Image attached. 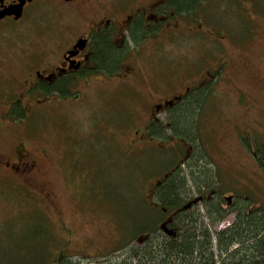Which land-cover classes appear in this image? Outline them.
Wrapping results in <instances>:
<instances>
[{"label":"rangeland","instance_id":"1","mask_svg":"<svg viewBox=\"0 0 264 264\" xmlns=\"http://www.w3.org/2000/svg\"><path fill=\"white\" fill-rule=\"evenodd\" d=\"M30 10L21 21H0V46L12 43L17 49V84L31 70L28 62L32 54L51 52L61 22L59 14L46 5L35 4ZM236 11L233 9L235 18ZM231 20L230 13L214 15L215 25L232 26L239 32L240 23ZM201 45L198 40L193 46L199 72L205 64ZM182 47L168 45L167 58L172 59V49ZM256 48L263 55L260 67L216 74L210 109L219 118L195 120L198 130L193 138L198 139L196 150L206 171L237 192L241 206L248 209L257 205L258 211L264 208V165L254 164L253 152L257 160L264 154V28ZM58 54L55 48L53 58ZM229 81L249 88L260 109L248 113L247 106L234 108L232 98L236 94L226 85L233 84ZM118 85L94 80L76 84L70 96L54 95L47 106L37 110V118L42 119L37 131L32 132L26 123L18 127L23 138L48 147L58 159L69 152L70 161L65 167L46 165L36 181L35 193L18 184H0V264H53L60 254L76 264H119L125 260L136 264L137 254L161 238L157 233L160 212L147 200V178L162 177L177 154L152 144L147 149L134 146L127 157L131 140L136 145L142 133L134 131L143 127L139 113L145 103L141 99L147 101L149 86L134 83L126 88L123 84L120 89ZM162 86L174 89L178 84ZM210 109L204 106L202 112ZM46 114L51 118H44ZM46 193L54 194L50 207L44 200ZM225 225L227 222H218L212 234ZM148 229L156 232L152 240L139 242ZM214 248L218 260L219 252Z\"/></svg>","mask_w":264,"mask_h":264},{"label":"flooded vegetation","instance_id":"2","mask_svg":"<svg viewBox=\"0 0 264 264\" xmlns=\"http://www.w3.org/2000/svg\"><path fill=\"white\" fill-rule=\"evenodd\" d=\"M17 3L19 0H3L0 11ZM35 4L56 11L61 22L57 24V40L51 52L32 54L28 62L31 70L19 84L17 49L12 43L0 46V184H18L35 193L36 181L46 165L58 163L65 167L70 161L69 152L59 155L57 151L58 159L48 147L23 138L19 131L25 123L32 132L38 130L42 119L37 118V110L47 106L54 95L66 98L73 93L76 84L92 80L99 84H124L126 88L134 83L143 84L149 86L147 101L141 99L145 103L139 113L143 127L134 131L142 133L136 145L131 140L127 157L134 146L147 149L152 144L159 145V150L170 149L177 154L162 177L147 178V200L160 212L157 233L162 236L159 239L179 235L185 216L192 221L195 217L203 219L205 228L210 230L221 221L227 222L223 230L233 227L243 211L240 195L206 171L203 158H199L196 150L198 139L176 127L178 118L183 123L187 117V113L178 114L177 110L194 100L192 96L200 94L194 119H218L219 114L210 109L216 74L260 67L263 55L256 47L264 28V0H26L20 18L6 14L0 21H21ZM233 9L237 10V18L233 16ZM222 12L230 13L231 22L236 19L240 23L239 32L232 26L215 25L214 15ZM198 40L202 41L200 51L205 61L200 72L198 54L193 48ZM172 44L183 47L172 49L173 57L168 59L166 47ZM219 47L222 49H217ZM55 48L59 49V54L53 58ZM183 62L187 63L186 67ZM165 84L178 86L166 88L162 86ZM66 85L68 90L60 93L58 90ZM226 85L236 94L232 98L234 108L247 106L248 113L260 109L259 101L249 88L234 83ZM127 105L131 106L130 100ZM204 106L211 111L202 112ZM44 118L51 115L46 114ZM253 155L256 159L255 152ZM161 158L171 157L162 155ZM255 159L254 164L262 166L261 161ZM205 171L211 175L208 180ZM174 177L183 184L177 190L179 202L162 206L163 188ZM53 195L45 194L49 207L54 204ZM55 207L62 218L56 204ZM258 208L254 205L246 212L254 213ZM163 226L174 233L169 234ZM155 233L148 230L141 237L149 242ZM212 236L216 243V235Z\"/></svg>","mask_w":264,"mask_h":264},{"label":"trees","instance_id":"3","mask_svg":"<svg viewBox=\"0 0 264 264\" xmlns=\"http://www.w3.org/2000/svg\"><path fill=\"white\" fill-rule=\"evenodd\" d=\"M58 91L65 93L66 87ZM191 98L194 100L177 110L178 114L187 113V118L183 123L178 118L176 127L187 131L193 137L195 135L194 116L199 106L200 94ZM185 121H188V124H185ZM258 159L264 162V154L258 156ZM261 165L263 166L264 163ZM204 174L206 180L211 178L206 171ZM182 186L178 178L174 177L170 180L163 188L161 205L168 207L179 202L177 190ZM240 207L243 211L233 227L228 230L215 231L213 235H216V243H214L211 230L205 228L203 219L195 217L192 221L185 216L181 221L182 230L179 235L149 242L140 251L141 253L137 254L139 260L136 264H264V208L249 214L241 204ZM214 247L219 252L218 260L214 254ZM65 258L66 255L60 254L52 263L76 264ZM119 264L132 263L125 260Z\"/></svg>","mask_w":264,"mask_h":264},{"label":"water","instance_id":"4","mask_svg":"<svg viewBox=\"0 0 264 264\" xmlns=\"http://www.w3.org/2000/svg\"><path fill=\"white\" fill-rule=\"evenodd\" d=\"M3 0H0V2H2ZM26 0H19V3H17L14 6H11L10 8H6L3 11H0V18L4 17L6 14L8 15H14L17 19L20 18L22 16V11H23V6L25 4ZM227 199H230V197H228ZM165 228V226H163ZM165 230L169 233L172 234L174 233L173 230L170 229H166ZM144 238H139V242H142Z\"/></svg>","mask_w":264,"mask_h":264}]
</instances>
